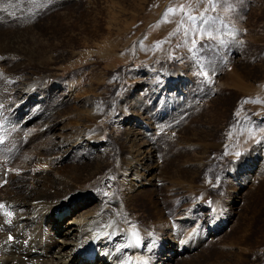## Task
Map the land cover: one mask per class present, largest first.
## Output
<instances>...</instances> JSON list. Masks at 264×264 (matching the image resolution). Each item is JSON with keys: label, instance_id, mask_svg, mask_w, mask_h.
Returning a JSON list of instances; mask_svg holds the SVG:
<instances>
[{"label": "rangeland", "instance_id": "rangeland-1", "mask_svg": "<svg viewBox=\"0 0 264 264\" xmlns=\"http://www.w3.org/2000/svg\"><path fill=\"white\" fill-rule=\"evenodd\" d=\"M181 6L197 19L188 20ZM170 7L177 12L165 16ZM36 9L41 12L33 26ZM19 10L14 21L2 16ZM6 39L15 46L4 47ZM107 40L120 46L114 60L102 62L98 57ZM0 48V76L19 67L23 75L12 89L0 87V107L6 110L0 121L15 120L10 114L19 84L49 74L53 84L62 85L49 90V102L63 98L64 108L86 106L77 115L84 121L71 126L63 120L59 133L68 140L86 137L91 127L102 134L106 168L99 174L115 168L120 154L134 153L135 145L124 142L128 133L153 139L159 151L147 155H155L154 168L143 162L127 170L135 180L142 176L140 190L148 195L140 199L150 195L149 207L135 199L129 208L142 228L158 232V264H264V0H0ZM17 51L20 56H11ZM42 55L45 68L39 63ZM167 72L173 75L162 83ZM12 126L0 122V139L9 144L0 151V198L21 175L45 169L41 151L60 139L51 137V130L32 137L42 128L36 121L20 132L26 140L17 153L10 144ZM92 153L70 154L64 160L72 162L58 176L70 180L67 172L74 163L89 173ZM29 161L37 163L29 166ZM149 179L159 185L151 189ZM109 185L104 182L113 195ZM168 194V208H178L169 216L161 203ZM187 208L192 209L190 225L183 222ZM213 211L224 220L221 230L209 226ZM166 219L176 225L161 231L159 223ZM156 248L148 254H156ZM94 259L89 263L100 264Z\"/></svg>", "mask_w": 264, "mask_h": 264}, {"label": "bare ground", "instance_id": "bare-ground-1", "mask_svg": "<svg viewBox=\"0 0 264 264\" xmlns=\"http://www.w3.org/2000/svg\"><path fill=\"white\" fill-rule=\"evenodd\" d=\"M220 4V7L224 5ZM40 10L36 9L31 13L32 24L38 23ZM21 11H12L8 14H2V16L7 18L8 21H14ZM86 29L87 27L83 30ZM12 38V36H9V39ZM9 39H6L8 42L4 44V47L15 46V44L10 43L11 40ZM117 41L110 40L108 43L102 44V46L104 45L105 53L103 56L98 57L102 62L108 59L114 60L115 49H118L117 47L120 46L119 41ZM41 45L43 46V42ZM31 49H34V47ZM1 53L2 49L0 48V58L2 56ZM20 55L21 53L17 51L11 56ZM46 58V56L43 57L42 55V61L40 60L39 62L45 64L44 66L42 65L43 68L48 64L47 62H43L46 61ZM15 66L17 65H11V67ZM19 69L20 67L9 69L5 75L0 76V87L2 86V88L7 90L12 89L14 87L13 84L18 82L23 76L20 74ZM170 75L173 74L164 73L162 83ZM34 77L35 80L32 83H21L16 87L19 92V100L12 109L13 115L10 114V117H14L13 119H15L10 122L13 123V126L10 123H6L3 119L0 122L5 127L8 125L12 126L8 130L10 131V144L13 145L11 147L17 153L23 151L22 149L25 146L26 140H21L20 135L22 134L20 132L24 131L29 124L36 121L40 122L42 128H40L37 134L32 135V137H42L45 131L51 130L55 131L51 137H58L60 139L55 140L42 149L39 159L42 158V161L45 162L40 164V168L45 169H42L35 175H21L18 180L10 183L6 194L0 198V204L4 205L3 208H0V264H90L89 262L94 258H98L100 264H158L155 261L159 253L158 250L161 248H156V245H159L158 236L156 235L158 232L142 228L138 217L137 219L133 217L132 210L129 208L135 199L139 200H136V202H141L143 206L149 207L150 195L147 196L148 199H140L141 195H148V192L140 190L144 183L140 179L142 176L137 173L134 174L139 177L137 178L138 180H135L130 170H127L129 166H136V163L141 165L143 162H145L147 169L154 168V162H150L155 161V155H147V153L159 151L153 145V139L150 135L144 133H128L125 136L124 142L135 145V148L131 150L136 155L132 153L127 157H123L120 154L119 159L121 160L115 168H110L108 171H105L106 173L99 174L101 173L99 169L106 164L105 151L101 145L103 140L102 134L96 132L91 127L87 131L86 137L68 140L63 133V135L59 133L63 130V120L71 126L76 125L79 121L83 122L84 117L82 116V119L80 118L81 116L77 115L84 114L85 110L83 109L86 106L64 108L62 103L65 100L63 98H60L59 101L54 99L49 102V98L51 97L49 90L53 87L56 92L62 85L59 83L53 84L55 80L53 81L49 74L39 78ZM173 84H177V82ZM2 112L6 114L4 106L0 107V113ZM94 120L96 119L94 118ZM120 120L123 121V117H120ZM135 121L139 123L140 119L135 117ZM143 134L144 136L138 139V135ZM78 139H81L79 143L77 142ZM8 145L5 139H0V151L8 147ZM94 147H98L96 154L92 153V151H95ZM44 152L49 155L45 156ZM72 153H79L78 155H83L84 157L90 153L94 154L93 156L91 155L94 159V165L85 170V172L89 170V173L85 174L84 170L80 171L78 164L74 163L67 172L69 173L67 177L70 180L63 179L58 176V172L62 171L64 165L67 166L66 163L71 161L66 162L64 159ZM127 159L128 161L124 162ZM148 161L150 164L146 165ZM27 163L30 166L34 162L29 161ZM46 168H50L51 172H47ZM142 168L145 169L143 166ZM104 182H109V187L114 192L113 195L106 192ZM116 183L119 185L123 183L124 186L121 188L120 186H116ZM147 183L150 184L151 189L159 185L157 180L149 179ZM47 193L50 195L47 196ZM171 196L170 194L166 196L162 195L161 203H165V206H167ZM80 208L81 210H79L78 215L74 219H69L64 224H60V221L64 217L74 214ZM167 209V215L169 216L178 208L175 209V205L172 204L169 205V208L167 206ZM186 210L188 211L186 212ZM5 212H10L12 215L6 216L4 215ZM183 212H180L179 217ZM191 212L192 209H185L186 216L183 222L189 223L188 219L192 217ZM210 215L209 226L215 231L221 230L225 225L224 220H219L220 215L215 211L211 212ZM171 222V219L170 221L168 219L161 220L159 223L161 231H164L167 226L173 228L176 225V223L173 224ZM134 232L136 236L133 235ZM169 235L170 233L167 234V236ZM137 238L139 239V243L136 242ZM153 248H156V254L154 253L151 256L148 253ZM183 248H186V246H183ZM191 250L192 248L189 247L188 251ZM169 259H171L170 256L167 260Z\"/></svg>", "mask_w": 264, "mask_h": 264}, {"label": "snow or ice", "instance_id": "snow-or-ice-1", "mask_svg": "<svg viewBox=\"0 0 264 264\" xmlns=\"http://www.w3.org/2000/svg\"><path fill=\"white\" fill-rule=\"evenodd\" d=\"M179 11H180V12H184V8H183V6H181V8L179 9ZM176 12H177V9H174V8H171V7H170V8L167 9V12H166L165 16H167V15H171V14H175ZM184 14H185V16L187 17L188 20L195 21V20L197 19L196 16H192V15H190V13H188V12H184ZM200 19L203 21V19H204L203 16H201ZM236 155L239 156L240 153L238 152V153H236ZM3 207H4V205L0 204V208H3ZM4 215H6V216H11L12 213H10V212H5ZM133 235L136 236V233L134 232ZM9 239H11V237H9ZM136 242L139 243V239H138V238H137Z\"/></svg>", "mask_w": 264, "mask_h": 264}]
</instances>
